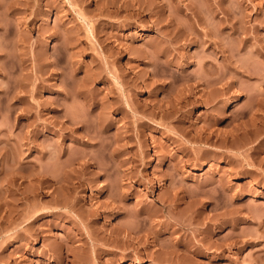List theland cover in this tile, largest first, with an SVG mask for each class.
I'll return each instance as SVG.
<instances>
[{"label": "rangeland", "instance_id": "1", "mask_svg": "<svg viewBox=\"0 0 264 264\" xmlns=\"http://www.w3.org/2000/svg\"><path fill=\"white\" fill-rule=\"evenodd\" d=\"M0 264H264V0H0Z\"/></svg>", "mask_w": 264, "mask_h": 264}, {"label": "bare ground", "instance_id": "2", "mask_svg": "<svg viewBox=\"0 0 264 264\" xmlns=\"http://www.w3.org/2000/svg\"><path fill=\"white\" fill-rule=\"evenodd\" d=\"M51 19H52V13L49 9H46V11H44V13L41 15L42 23H47V22L51 21ZM233 101H234L233 99H228L222 103L221 107H226L227 105H229ZM201 164L203 166H206L208 164V162L206 159H203V160H201ZM113 217H116V214H114Z\"/></svg>", "mask_w": 264, "mask_h": 264}]
</instances>
